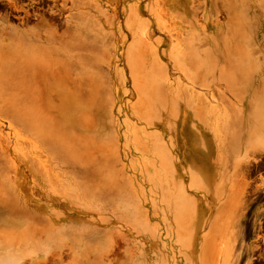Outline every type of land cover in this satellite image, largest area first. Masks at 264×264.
Wrapping results in <instances>:
<instances>
[{
    "label": "rangeland",
    "instance_id": "1",
    "mask_svg": "<svg viewBox=\"0 0 264 264\" xmlns=\"http://www.w3.org/2000/svg\"><path fill=\"white\" fill-rule=\"evenodd\" d=\"M64 1L0 6V254L256 264L264 0Z\"/></svg>",
    "mask_w": 264,
    "mask_h": 264
},
{
    "label": "flooded vegetation",
    "instance_id": "2",
    "mask_svg": "<svg viewBox=\"0 0 264 264\" xmlns=\"http://www.w3.org/2000/svg\"><path fill=\"white\" fill-rule=\"evenodd\" d=\"M5 0H3L4 2ZM6 1L0 3V6L5 7ZM7 7H5L6 9ZM254 176L251 181L258 180L261 175L264 174V166L252 169ZM262 178H264L262 176ZM248 191L246 193V206L247 215L246 222L248 242H256L255 252L256 257L253 260L256 264H264V186H247Z\"/></svg>",
    "mask_w": 264,
    "mask_h": 264
},
{
    "label": "bare ground",
    "instance_id": "3",
    "mask_svg": "<svg viewBox=\"0 0 264 264\" xmlns=\"http://www.w3.org/2000/svg\"><path fill=\"white\" fill-rule=\"evenodd\" d=\"M6 3H10L12 4V8L14 9V11L16 12H23L24 15H28L26 11L23 10V6L18 7L16 6V1L18 0H5ZM4 1V2H5ZM29 2V6L30 7H34L35 5L37 6V4H39L41 2V0H27ZM51 2H49L48 5H51V8H55L56 11L60 12L61 10H63L66 6V2L64 0H61V3H59V0H50ZM43 3V0H42ZM47 4V3H46ZM6 5V4H5ZM59 6V8H57V6ZM68 5V4H67ZM11 6V5H10ZM40 6V5H39ZM38 6V7H39ZM11 8V7H10ZM51 11V9H50ZM11 13V12H10ZM31 14V13H29ZM29 16V15H28ZM34 16V13H33ZM35 17L37 18V16L35 15ZM57 17V16H56ZM63 17V16H62ZM27 18V17H26ZM7 16H4L0 19L1 23H0V86L2 84V80H4V78H6V74H7V69L5 67V65L7 64L3 57L5 54L8 53V50H10L11 45L9 43H7L10 40V35L14 34L15 36H20L22 33L24 34H29L28 32H26V30L24 31H18L15 28H12L11 25L9 24V20H7ZM63 19V18H62ZM21 20V19H20ZM52 21V20H51ZM48 23V22H47ZM52 25V24H51ZM168 26V25H167ZM56 33H58L56 31ZM57 35V34H56ZM175 36V35H174ZM171 39V38H170ZM174 39V38H173ZM42 41V40H41ZM174 42V40H173ZM7 83V81H4ZM198 101V100H197ZM244 179V178H243ZM246 183V182H245ZM245 189V188H244ZM243 189V190H244ZM243 194V193H242ZM237 209V208H236ZM210 254V252H209ZM213 255V254H212ZM213 257V256H212ZM20 257L18 258H13L11 256V254L9 253V250H5L3 253L0 254V264H21L20 263ZM44 263H46V261H43Z\"/></svg>",
    "mask_w": 264,
    "mask_h": 264
}]
</instances>
